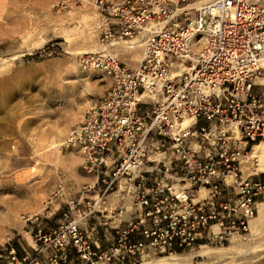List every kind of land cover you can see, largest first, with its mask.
Returning a JSON list of instances; mask_svg holds the SVG:
<instances>
[{
	"label": "built area",
	"instance_id": "2783aa9c",
	"mask_svg": "<svg viewBox=\"0 0 264 264\" xmlns=\"http://www.w3.org/2000/svg\"><path fill=\"white\" fill-rule=\"evenodd\" d=\"M88 5L98 47L79 64L110 87L62 148L79 154L96 179L100 194L86 203L89 215L118 194L130 198L131 216L106 249L79 221L46 231L40 215L27 217L37 224L40 252L52 253L50 264H69L73 254L83 264H139L246 240L264 196L254 154L264 139V101L254 91L264 74L262 0Z\"/></svg>",
	"mask_w": 264,
	"mask_h": 264
},
{
	"label": "rangeland",
	"instance_id": "374dc122",
	"mask_svg": "<svg viewBox=\"0 0 264 264\" xmlns=\"http://www.w3.org/2000/svg\"><path fill=\"white\" fill-rule=\"evenodd\" d=\"M63 1H69V8H52ZM72 1L0 0V264H50L52 253H41L34 238L37 224L25 219L40 215L46 231L74 221L66 203L56 214L49 212L62 200L78 198L84 185H92L81 156L62 144L85 110L106 94L110 81L79 64L82 53L98 47L96 18L89 0ZM254 91L264 101V74ZM258 153L264 164V147ZM14 243L21 251L16 261L11 255ZM229 247L235 252L222 259L195 257L165 264H264V230L223 249ZM26 254L30 259L23 261ZM164 257L170 256L148 257L139 264ZM69 260L83 264L74 255Z\"/></svg>",
	"mask_w": 264,
	"mask_h": 264
},
{
	"label": "crops",
	"instance_id": "0c3cea01",
	"mask_svg": "<svg viewBox=\"0 0 264 264\" xmlns=\"http://www.w3.org/2000/svg\"><path fill=\"white\" fill-rule=\"evenodd\" d=\"M88 110H85L84 115ZM84 115L82 116V120L84 118ZM82 165H83V160H82ZM91 182L92 185H90V187L84 185L81 189H78L77 191L78 198L74 199L77 202L78 201L81 202V200L83 199L84 203L81 202L82 204H80L77 207V210L74 211L69 210V211L72 217L74 216V219L76 218L75 220L81 221L80 224L81 228L91 236L93 242L101 246L103 249H106L109 246H111L113 243L115 229L124 226L125 222L130 218L131 200L128 197L123 198V196L120 197V195L118 194H111L106 197V204L102 206L100 210H98L99 212H94L93 214L89 215L87 213L88 209L86 207V203L90 202L92 204L94 201L98 199L100 194L99 187L97 186L95 177L92 178ZM60 193L64 194V189H63V193L62 191ZM70 200L72 199L67 198L66 201L62 200L58 205H54L55 206V208L53 209L54 211L49 212V215L52 216L56 214V212L61 208L62 204L66 203L67 205V203ZM260 204H264V196H261L257 199L258 217H259ZM257 219L254 220L252 223L251 235L254 234L253 233L254 228H257V230L259 229L257 233L264 230V223H262L261 221H257Z\"/></svg>",
	"mask_w": 264,
	"mask_h": 264
},
{
	"label": "bare ground",
	"instance_id": "6f19581e",
	"mask_svg": "<svg viewBox=\"0 0 264 264\" xmlns=\"http://www.w3.org/2000/svg\"><path fill=\"white\" fill-rule=\"evenodd\" d=\"M97 48H94V49H91L93 51H95ZM261 143V142H260ZM258 144L256 145V148H255V152L254 154L259 157V153L260 150L264 147V142H262L261 144ZM64 144V142H63ZM62 144V146H63ZM58 147V146H56ZM259 171L261 172H264V164H260L259 165ZM257 221H261L262 223H264V204H260L259 205V217L257 219ZM259 230V229H258ZM257 228H254L253 229V233L254 234H257ZM232 244V243H231ZM220 249H223V248H220ZM234 248L233 247H229V248H226V249H223V250H217V249H210V248H201L198 250V252L196 254H193V255H190V256H186V257H173V256H170L168 258L164 257V259H153V260H150L149 262H146L144 264H165V263H180V262H187V261H191L193 260L195 257H205V258H224L223 255H230L231 252H233ZM235 252V251H234ZM227 256V255H226Z\"/></svg>",
	"mask_w": 264,
	"mask_h": 264
},
{
	"label": "trees",
	"instance_id": "16d2710c",
	"mask_svg": "<svg viewBox=\"0 0 264 264\" xmlns=\"http://www.w3.org/2000/svg\"><path fill=\"white\" fill-rule=\"evenodd\" d=\"M14 248H15V252H16V254L21 255V251H20V249L18 248V246H17L16 243H14Z\"/></svg>",
	"mask_w": 264,
	"mask_h": 264
}]
</instances>
